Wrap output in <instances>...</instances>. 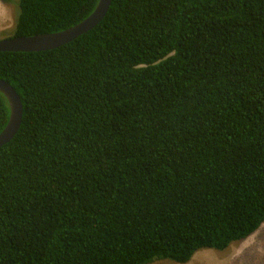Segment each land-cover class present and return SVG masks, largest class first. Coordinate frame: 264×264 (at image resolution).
<instances>
[{
  "label": "trees",
  "instance_id": "16d2710c",
  "mask_svg": "<svg viewBox=\"0 0 264 264\" xmlns=\"http://www.w3.org/2000/svg\"><path fill=\"white\" fill-rule=\"evenodd\" d=\"M97 1L16 0L10 36ZM0 78L22 103L0 264L186 263L264 222V0H111L65 44L0 51Z\"/></svg>",
  "mask_w": 264,
  "mask_h": 264
},
{
  "label": "water",
  "instance_id": "95a60500",
  "mask_svg": "<svg viewBox=\"0 0 264 264\" xmlns=\"http://www.w3.org/2000/svg\"><path fill=\"white\" fill-rule=\"evenodd\" d=\"M111 0H98L92 12L78 23L63 30L31 36H10L0 39V51H39L65 44L93 28L106 14ZM0 92L9 105V116L0 131V147L18 131L22 118V103L15 89L0 78Z\"/></svg>",
  "mask_w": 264,
  "mask_h": 264
},
{
  "label": "rangeland",
  "instance_id": "374dc122",
  "mask_svg": "<svg viewBox=\"0 0 264 264\" xmlns=\"http://www.w3.org/2000/svg\"><path fill=\"white\" fill-rule=\"evenodd\" d=\"M16 12V0H0V39L12 33ZM148 264H264V222L250 236L224 250L200 249L186 263L160 259Z\"/></svg>",
  "mask_w": 264,
  "mask_h": 264
}]
</instances>
